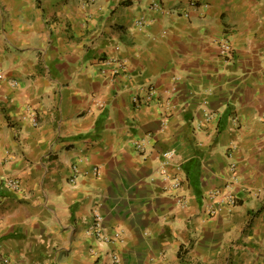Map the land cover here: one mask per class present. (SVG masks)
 I'll return each instance as SVG.
<instances>
[{"label":"crops","instance_id":"crops-1","mask_svg":"<svg viewBox=\"0 0 264 264\" xmlns=\"http://www.w3.org/2000/svg\"><path fill=\"white\" fill-rule=\"evenodd\" d=\"M191 1L0 0V264H264V0Z\"/></svg>","mask_w":264,"mask_h":264},{"label":"built area","instance_id":"built-area-1","mask_svg":"<svg viewBox=\"0 0 264 264\" xmlns=\"http://www.w3.org/2000/svg\"><path fill=\"white\" fill-rule=\"evenodd\" d=\"M199 0H192L190 3L191 8H196L197 3ZM150 11H161V12H169L168 9L164 8L163 5L160 3H153L152 6L150 7ZM185 17H189V13H185ZM147 24V21L145 19H142L141 21L137 22L136 26L139 28L144 27ZM219 49L221 51V54L226 58H231L233 54V48L231 44L228 41H221L219 43ZM104 65L106 67L112 68L114 74H120L122 71L126 69L127 62L125 60L121 59H110L105 61ZM3 79V75L0 73V81ZM151 95H154L155 92L152 89L150 92ZM138 102V101H136ZM31 121L33 124L36 126L37 122L36 119L34 118L33 115H31ZM145 141H140L135 143V147L138 151L144 152L145 150ZM174 158V154L172 152H168L165 155L166 162H171ZM96 173H100V169L96 168L95 169ZM80 176V170H79V164H74L72 166V175L69 179V184L74 186L77 184V181L79 180ZM174 184H177L176 181H173ZM5 184L6 186L13 191H18L21 188V182L16 179V178H6L5 179ZM210 201L212 202L213 208L211 209L212 213L215 214L217 209H214L215 206L221 207V206H231L234 207L238 204V199L235 197L234 193L232 190H216L213 191L210 194ZM105 230V225H104V217L101 215V213L97 210L94 212L93 219L91 226L88 228L86 231V234L90 237L95 238L99 243H104V244H113L117 241L118 234L116 237H110L108 236ZM112 262L113 264H120V258L117 254L112 253Z\"/></svg>","mask_w":264,"mask_h":264}]
</instances>
